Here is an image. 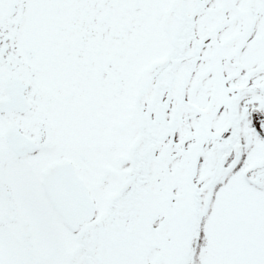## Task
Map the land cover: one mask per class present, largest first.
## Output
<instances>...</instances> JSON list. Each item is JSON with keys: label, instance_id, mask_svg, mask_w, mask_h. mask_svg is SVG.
<instances>
[{"label": "snow or ice", "instance_id": "obj_1", "mask_svg": "<svg viewBox=\"0 0 264 264\" xmlns=\"http://www.w3.org/2000/svg\"><path fill=\"white\" fill-rule=\"evenodd\" d=\"M0 264H264V0H0Z\"/></svg>", "mask_w": 264, "mask_h": 264}]
</instances>
